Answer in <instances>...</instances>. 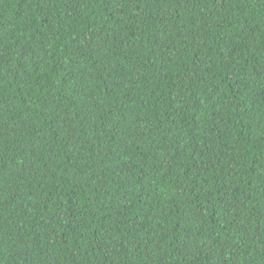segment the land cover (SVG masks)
I'll return each mask as SVG.
<instances>
[{
    "label": "trees",
    "instance_id": "1",
    "mask_svg": "<svg viewBox=\"0 0 264 264\" xmlns=\"http://www.w3.org/2000/svg\"><path fill=\"white\" fill-rule=\"evenodd\" d=\"M0 264H264V0H0Z\"/></svg>",
    "mask_w": 264,
    "mask_h": 264
}]
</instances>
